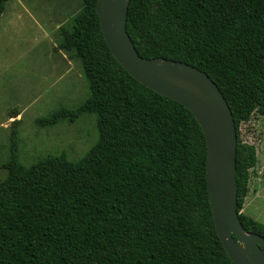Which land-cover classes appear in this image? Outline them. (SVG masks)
Segmentation results:
<instances>
[{
    "label": "trees",
    "instance_id": "16d2710c",
    "mask_svg": "<svg viewBox=\"0 0 264 264\" xmlns=\"http://www.w3.org/2000/svg\"><path fill=\"white\" fill-rule=\"evenodd\" d=\"M9 1L0 0V17ZM96 1L82 0L55 48L81 65L87 97L34 125L94 116L97 139L77 162L47 154L24 167L21 121L12 122L0 165V264H234L215 230L199 124L112 57ZM126 31L143 59L186 63L216 84L236 128L238 219L264 238V224L241 212L258 156L240 135L253 116L264 118V0H129Z\"/></svg>",
    "mask_w": 264,
    "mask_h": 264
},
{
    "label": "rangeland",
    "instance_id": "374dc122",
    "mask_svg": "<svg viewBox=\"0 0 264 264\" xmlns=\"http://www.w3.org/2000/svg\"><path fill=\"white\" fill-rule=\"evenodd\" d=\"M82 0H10L0 17V165L10 154L12 122L20 120L17 154L28 167L39 157L64 153L77 162L97 139L95 117L39 129L37 118L60 107L74 109L87 97L81 65L55 50L57 31L70 26ZM18 114V116H17ZM241 139L257 149L253 179L242 213L264 224V118L253 116L240 128ZM6 172L0 169V182Z\"/></svg>",
    "mask_w": 264,
    "mask_h": 264
},
{
    "label": "water",
    "instance_id": "95a60500",
    "mask_svg": "<svg viewBox=\"0 0 264 264\" xmlns=\"http://www.w3.org/2000/svg\"><path fill=\"white\" fill-rule=\"evenodd\" d=\"M129 0H97L104 42L118 64L139 84L192 114L206 143V187L218 238L234 264H264V238L247 233L237 212V135L231 111L216 84L183 62L140 57L126 31Z\"/></svg>",
    "mask_w": 264,
    "mask_h": 264
}]
</instances>
